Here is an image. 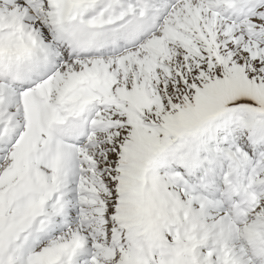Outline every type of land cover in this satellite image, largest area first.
<instances>
[{
    "label": "snow or ice",
    "instance_id": "6c2138e0",
    "mask_svg": "<svg viewBox=\"0 0 264 264\" xmlns=\"http://www.w3.org/2000/svg\"><path fill=\"white\" fill-rule=\"evenodd\" d=\"M0 264H264V0H0Z\"/></svg>",
    "mask_w": 264,
    "mask_h": 264
}]
</instances>
